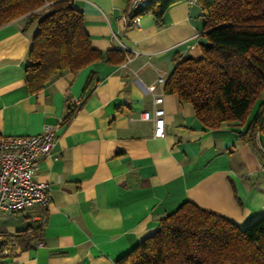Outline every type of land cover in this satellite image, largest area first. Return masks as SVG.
<instances>
[{
  "label": "crops",
  "instance_id": "crops-1",
  "mask_svg": "<svg viewBox=\"0 0 264 264\" xmlns=\"http://www.w3.org/2000/svg\"><path fill=\"white\" fill-rule=\"evenodd\" d=\"M74 5L93 49L130 57L66 71L32 94L25 70L36 28L25 29L26 18L0 28V137L61 127L37 173L49 185V205L0 211V252L12 251L0 264H115L186 202L240 228L264 217L263 164L241 139L249 122L208 129L190 104L164 91L174 58L199 59L207 44L195 0L172 5L160 23L145 13L133 27L129 0ZM157 109L164 137L142 119Z\"/></svg>",
  "mask_w": 264,
  "mask_h": 264
},
{
  "label": "trees",
  "instance_id": "trees-1",
  "mask_svg": "<svg viewBox=\"0 0 264 264\" xmlns=\"http://www.w3.org/2000/svg\"><path fill=\"white\" fill-rule=\"evenodd\" d=\"M182 1L164 0L134 16L151 13L160 23L172 5ZM195 2L202 10L207 44L202 45L199 59L174 58L164 91L181 104H190L208 129L249 122L241 139L264 164V150L259 147L264 136V0ZM21 18H26L25 29L36 28L25 70L32 94L66 71L77 73L100 61L121 65L130 57L120 50L104 53L92 48L74 0H0V28ZM115 264H264V217L240 228L186 202Z\"/></svg>",
  "mask_w": 264,
  "mask_h": 264
},
{
  "label": "built area",
  "instance_id": "built-area-1",
  "mask_svg": "<svg viewBox=\"0 0 264 264\" xmlns=\"http://www.w3.org/2000/svg\"><path fill=\"white\" fill-rule=\"evenodd\" d=\"M164 0H129V27L138 26L136 12ZM157 105L162 98L155 100ZM164 110L144 112L142 119L152 122L156 137H164ZM60 125H47L37 136L0 137V211L20 213L29 207L45 208L50 203L49 185L37 180L41 161L51 157L56 147ZM264 171V164L262 166ZM11 248L0 252V261L10 256Z\"/></svg>",
  "mask_w": 264,
  "mask_h": 264
},
{
  "label": "rangeland",
  "instance_id": "rangeland-1",
  "mask_svg": "<svg viewBox=\"0 0 264 264\" xmlns=\"http://www.w3.org/2000/svg\"><path fill=\"white\" fill-rule=\"evenodd\" d=\"M258 106H259V102L254 107V110H253V113H252V117L256 114Z\"/></svg>",
  "mask_w": 264,
  "mask_h": 264
}]
</instances>
